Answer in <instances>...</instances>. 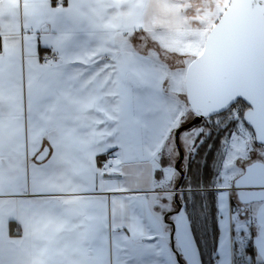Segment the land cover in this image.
<instances>
[{
  "label": "snow or ice",
  "instance_id": "1",
  "mask_svg": "<svg viewBox=\"0 0 264 264\" xmlns=\"http://www.w3.org/2000/svg\"><path fill=\"white\" fill-rule=\"evenodd\" d=\"M0 264H264V0H0Z\"/></svg>",
  "mask_w": 264,
  "mask_h": 264
},
{
  "label": "trees",
  "instance_id": "2",
  "mask_svg": "<svg viewBox=\"0 0 264 264\" xmlns=\"http://www.w3.org/2000/svg\"><path fill=\"white\" fill-rule=\"evenodd\" d=\"M208 230L211 231V224L208 225Z\"/></svg>",
  "mask_w": 264,
  "mask_h": 264
}]
</instances>
